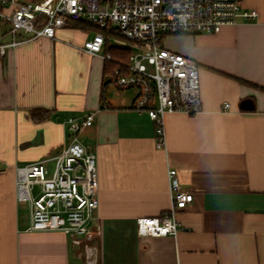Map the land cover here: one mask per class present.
Here are the masks:
<instances>
[{
    "label": "crops",
    "instance_id": "0c3cea01",
    "mask_svg": "<svg viewBox=\"0 0 264 264\" xmlns=\"http://www.w3.org/2000/svg\"><path fill=\"white\" fill-rule=\"evenodd\" d=\"M238 1L258 12L256 23L168 38L183 46L167 50L199 68L202 111L166 116L165 149L134 109L137 92L111 82L114 63L83 51L96 32L70 23L55 39L8 51L0 60V264H264V0ZM112 46L109 37L103 54ZM90 113L79 141L97 160L100 234L75 245L62 232H30L16 168L57 155L70 144L68 120ZM170 170L193 195L177 212L181 230L139 236V218L170 210Z\"/></svg>",
    "mask_w": 264,
    "mask_h": 264
},
{
    "label": "built area",
    "instance_id": "2783aa9c",
    "mask_svg": "<svg viewBox=\"0 0 264 264\" xmlns=\"http://www.w3.org/2000/svg\"><path fill=\"white\" fill-rule=\"evenodd\" d=\"M258 19L256 10L238 0H0V60L25 43L55 39L56 32L70 23L86 21L100 29H115L121 37H111L113 45L131 52L127 73L117 72L115 84L137 92L134 109L148 115L156 127V146L165 149L166 116L195 115L202 107L198 66L165 49L163 40L217 35L225 27ZM105 42L103 34L97 33L82 49L111 61L110 54H103ZM94 120V113L68 120L67 147L54 157L16 168L17 201L30 206V232H62L75 245L100 234L97 160L79 141V134ZM168 181L170 210L161 217L139 218V236H177L181 230L177 212L193 202V195L181 191L176 170L168 172Z\"/></svg>",
    "mask_w": 264,
    "mask_h": 264
},
{
    "label": "trees",
    "instance_id": "16d2710c",
    "mask_svg": "<svg viewBox=\"0 0 264 264\" xmlns=\"http://www.w3.org/2000/svg\"><path fill=\"white\" fill-rule=\"evenodd\" d=\"M72 24L75 28L80 29V30L94 31L96 33L103 34V36L106 39L105 46H107L109 37H117V38L121 37L115 29H111L108 27L105 29H100L98 26H96L94 24H90L86 21L74 22ZM105 46H104V48H105ZM104 48H103V50H104ZM108 50L109 51L106 54L111 55V58H112L111 62L114 63V65H113V68H114L113 69L114 70L113 76H114V78L111 81L113 83L118 78L117 72H119L120 75H125L127 73L126 66L129 63V57H130L131 52L128 48L122 49V48H118L116 46H112V47L108 48ZM34 119L39 120L36 114L34 115Z\"/></svg>",
    "mask_w": 264,
    "mask_h": 264
},
{
    "label": "rangeland",
    "instance_id": "374dc122",
    "mask_svg": "<svg viewBox=\"0 0 264 264\" xmlns=\"http://www.w3.org/2000/svg\"><path fill=\"white\" fill-rule=\"evenodd\" d=\"M180 36H182V35H178V36H174V37H180ZM170 37H172V36H167L162 42L163 43V47L165 49H166L167 45L175 46L177 48H180V47L183 46V43L180 41V39H173L174 37L171 38V39H168ZM48 167H49L50 170H52L54 168V162L49 163Z\"/></svg>",
    "mask_w": 264,
    "mask_h": 264
}]
</instances>
